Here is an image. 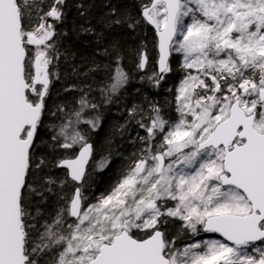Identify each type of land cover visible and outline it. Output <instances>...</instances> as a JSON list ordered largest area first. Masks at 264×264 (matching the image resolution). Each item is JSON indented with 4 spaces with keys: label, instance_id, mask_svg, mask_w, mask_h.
I'll return each instance as SVG.
<instances>
[{
    "label": "snow or ice",
    "instance_id": "6c2138e0",
    "mask_svg": "<svg viewBox=\"0 0 264 264\" xmlns=\"http://www.w3.org/2000/svg\"><path fill=\"white\" fill-rule=\"evenodd\" d=\"M94 7L76 5L86 18ZM104 7L99 30L90 19L78 30L116 67L98 100L90 85L66 87L81 93L69 105L53 88L61 56L71 59L57 29L68 0H0V264H264V0H148L139 15L118 0ZM143 25L159 39L156 67L147 44L136 52V67L149 68L141 80L159 89L174 53L196 74L177 89V119L168 101L146 97L114 127L123 137L134 122L144 133L127 163L110 152L93 159L102 109L130 79L120 41H104ZM101 67L93 60L89 71ZM109 164L115 181L87 203ZM203 233L223 239L177 243Z\"/></svg>",
    "mask_w": 264,
    "mask_h": 264
},
{
    "label": "trees",
    "instance_id": "16d2710c",
    "mask_svg": "<svg viewBox=\"0 0 264 264\" xmlns=\"http://www.w3.org/2000/svg\"><path fill=\"white\" fill-rule=\"evenodd\" d=\"M81 0H68V18L64 24L57 25L58 31L67 33L62 35L58 41V47L61 51L67 50L71 54L70 61H66L61 56L58 67L55 71L60 73L61 79L56 81L53 88L58 91V95L54 99L59 102H64L69 105L74 104L79 99L81 93L73 89L72 91H64L66 87L76 85L78 88H84L85 92L89 91L91 86L90 97L99 99L100 93L97 89L98 85L108 82L110 73L114 72L116 64L110 57L97 55V49L101 47L96 43V39L92 35L80 32L79 26L84 24L86 19L91 20V24L100 29L98 18L106 11L104 7L106 0H87L88 3H94L95 7L92 9L89 17H81L78 13L76 5ZM117 2V0H113ZM121 7L128 8L136 15L140 14V3H147L148 0H118ZM54 39H56L54 37ZM113 39L119 40L123 49V59L121 66L125 72L129 74L128 85L121 90L120 94L113 98V102L106 104L102 109L103 125L101 129L92 134V141L94 142L95 151L93 159L98 160L102 155L111 153L113 162L127 163V159L132 156V153L137 151L138 143L134 144L132 141L136 140V132L139 131L143 135V131L138 129L134 122L128 125V135L121 137L119 134L112 135L114 127L122 125L128 120V111L134 105H141L145 98H151L161 103L168 101L169 106L167 111L170 116L175 113V96L176 90L181 80L186 75V71L181 67L178 60L171 56L170 63L174 71L167 75L165 81L161 84L159 89L153 88L147 79L141 80L145 73H140V69L136 67L137 55L136 52L141 46V42L147 44L150 54L149 68L156 67L154 61L157 58L156 53V38L154 32L146 25H143L142 30L132 32L127 28H117L107 35L104 41V46L110 44ZM34 47V46H30ZM95 60L97 64H102L103 67L89 71L92 66V61ZM78 66L79 74H70L71 65ZM146 68V71L149 70ZM145 71V72H146ZM171 89V91H169ZM87 115V113L85 114ZM55 118L49 119L51 124ZM81 127H86L81 125ZM131 137V139H130ZM92 163V161H91ZM91 165V164H90ZM114 169L109 164L103 171L96 172L95 182L91 183L90 188H86L85 192L88 197L87 203H95V197L99 196L108 188L111 182L115 181ZM62 172V171H61ZM49 199L56 202V196L52 195ZM87 205V204H86ZM55 203L53 204V207ZM52 211V208H49ZM193 237H186L181 243H191Z\"/></svg>",
    "mask_w": 264,
    "mask_h": 264
},
{
    "label": "rangeland",
    "instance_id": "374dc122",
    "mask_svg": "<svg viewBox=\"0 0 264 264\" xmlns=\"http://www.w3.org/2000/svg\"><path fill=\"white\" fill-rule=\"evenodd\" d=\"M172 57L176 58L178 60V62L180 63L181 67H182V63H183V56L182 54L180 53H174L172 55ZM187 72H191L192 74H196L195 70L194 69H190V70H185ZM180 85V84H179ZM179 87V86H178ZM178 89V88H177ZM176 93H177V90H176ZM176 101H175V106H176ZM173 119H177L179 117V114L176 112V109H175V113L173 116H171ZM54 117H50L49 119H53ZM83 126V125H82ZM87 206V205H85ZM194 239H197V240H205V239H219L218 237L214 236V235H210V234H201L200 236H197V237H194Z\"/></svg>",
    "mask_w": 264,
    "mask_h": 264
},
{
    "label": "water",
    "instance_id": "95a60500",
    "mask_svg": "<svg viewBox=\"0 0 264 264\" xmlns=\"http://www.w3.org/2000/svg\"><path fill=\"white\" fill-rule=\"evenodd\" d=\"M151 31L154 32V35H155V38H156V53H158V47H157V43H158V39H159V36H158V33H156L155 29L153 26L151 25H146ZM171 59V57H170ZM146 69L144 71H141L140 70V73H145ZM90 164H91V161H90ZM62 171V170H61ZM204 234H210V235H214L216 237H218L219 239H223L222 237L219 236V234H211V233H204Z\"/></svg>",
    "mask_w": 264,
    "mask_h": 264
}]
</instances>
